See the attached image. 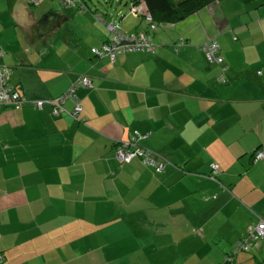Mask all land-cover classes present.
Listing matches in <instances>:
<instances>
[{"label":"crops","instance_id":"crops-1","mask_svg":"<svg viewBox=\"0 0 264 264\" xmlns=\"http://www.w3.org/2000/svg\"><path fill=\"white\" fill-rule=\"evenodd\" d=\"M81 1L84 11L0 0V67L26 100L0 107L1 263L221 264L264 220V0H219L159 30L129 0L103 13ZM108 22L150 34L154 52L92 53L112 36ZM209 38L220 64L198 48ZM82 74L91 85L75 90L78 119L32 104ZM134 132L168 161L161 172L117 161L115 144ZM234 264H264V236Z\"/></svg>","mask_w":264,"mask_h":264},{"label":"built area","instance_id":"built-area-1","mask_svg":"<svg viewBox=\"0 0 264 264\" xmlns=\"http://www.w3.org/2000/svg\"><path fill=\"white\" fill-rule=\"evenodd\" d=\"M43 0H28L30 3H40ZM62 4L68 7H77L79 11L85 10V5L81 0H61ZM131 12L135 15L144 16L150 23L149 29L154 30L156 28V24L151 23V17L146 14L145 6L142 3L138 5H133L131 8ZM94 16L99 19L101 22L104 20L100 18L98 14H94ZM107 30L112 33L109 41L103 44L101 52L98 49H91L94 54H103L106 53L111 59H114L117 54H121L124 52H132V51H140L146 53L154 52V44L151 41V35L145 32H137L124 34L120 31L119 27L112 23L108 22L106 24ZM182 44L183 41L181 40ZM198 48L204 53L207 61L212 63H222L223 56L221 55V47L214 38H209L206 41L202 42ZM227 67H222V73L218 77V80L221 82H225V71ZM11 69L7 66L0 67V107H13L20 108L24 102H26L25 98L18 93L16 88L11 84ZM78 85L88 87L91 85L90 78L82 74L78 76V78L71 83L70 87L60 96L52 100H34L32 104L37 108H42L44 103H47L51 106L52 115H59L61 113H67L73 118H79V114L82 110V106L80 104V100L77 97L75 90ZM67 100L72 101V108L67 110L64 106ZM140 137L138 132H135L133 140H128L124 142H119L115 148V157L120 163H129L132 159L137 158L142 163L152 167L156 172H161L167 162L160 159H155L148 149L138 147L136 145L135 138ZM264 158V152L258 151L255 154V159ZM212 173L210 177L215 180V175L218 173V165L213 163L211 165ZM247 233L245 236L240 238L234 245L233 249L228 252L223 259L221 264H234V256L236 253L240 251H246L249 249L251 244L259 238L264 236V220L259 219L255 225H251L247 228ZM2 260V256L0 255V264Z\"/></svg>","mask_w":264,"mask_h":264},{"label":"trees","instance_id":"trees-1","mask_svg":"<svg viewBox=\"0 0 264 264\" xmlns=\"http://www.w3.org/2000/svg\"><path fill=\"white\" fill-rule=\"evenodd\" d=\"M129 1L131 5H138L143 2L146 9V14H148L151 17V23H154L156 25H161V24L164 25V24L176 23L186 18L187 16L193 14L194 12L200 10L201 8L211 5L219 0H129ZM242 1H249V0H242ZM142 17L144 18V16ZM134 135L135 132L133 133V136L130 138V140H133ZM142 136L143 135L140 134V137H136L134 141L141 138ZM117 144L118 143H116L114 147V154ZM138 147H142V146H138ZM142 148L148 149L146 147H142ZM148 150L152 152V154H155V152L152 151L151 149ZM154 158L164 160L168 164V161L162 157H158V158L154 157Z\"/></svg>","mask_w":264,"mask_h":264},{"label":"rangeland","instance_id":"rangeland-1","mask_svg":"<svg viewBox=\"0 0 264 264\" xmlns=\"http://www.w3.org/2000/svg\"><path fill=\"white\" fill-rule=\"evenodd\" d=\"M84 1L90 6V8L95 9V10L99 11L100 13H103L102 11H104L105 9H107V11H113V6H111V5L115 4L114 0H84ZM121 6H122V10H124L128 14H131L129 12V6L128 5H124V2H123ZM111 13L115 19L119 18L118 14H115V12H111ZM128 16L129 15H127V17ZM106 18L110 19L108 16H106ZM107 21H109V20H107ZM157 26H158V30H159L164 25L161 24V25H157Z\"/></svg>","mask_w":264,"mask_h":264},{"label":"water","instance_id":"water-1","mask_svg":"<svg viewBox=\"0 0 264 264\" xmlns=\"http://www.w3.org/2000/svg\"><path fill=\"white\" fill-rule=\"evenodd\" d=\"M38 24L45 25V26H49V28H51V29H52V27L56 26L55 25L56 23H53L51 21H46V20H41V21H39ZM33 32H34V29H32V33Z\"/></svg>","mask_w":264,"mask_h":264}]
</instances>
